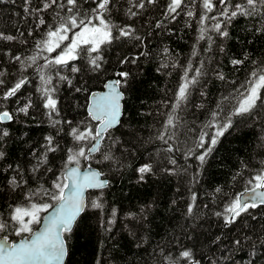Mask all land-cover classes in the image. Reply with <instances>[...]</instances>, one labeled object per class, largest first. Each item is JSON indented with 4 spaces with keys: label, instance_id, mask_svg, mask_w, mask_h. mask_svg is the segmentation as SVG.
Wrapping results in <instances>:
<instances>
[{
    "label": "trees",
    "instance_id": "trees-1",
    "mask_svg": "<svg viewBox=\"0 0 264 264\" xmlns=\"http://www.w3.org/2000/svg\"><path fill=\"white\" fill-rule=\"evenodd\" d=\"M168 2L156 0L145 9L134 8L138 15L130 18V0H112L108 19L117 26L132 25L142 41L120 38L103 46L106 63L98 72L91 69L83 53L68 67L45 69V74L53 78L55 91L52 95L57 101L58 115L53 114L51 119L38 91L41 82L37 68L44 64V60L38 59L37 64L28 66V61L21 65L13 59L15 55L22 59L34 55V42L43 36L46 28H37L34 17L24 12V0L0 4V32L17 37L24 32L21 39L27 41H0V72H4L0 77L4 81L0 93L20 78L27 81L16 97L0 101L4 110L14 113L13 121L0 123V129H7L10 133L0 141V150L6 154L0 160V210L19 202L27 190L26 187L13 189L9 185L8 181L16 173L8 169V165H19L24 179L32 187L38 181L49 186L54 177L44 168L59 171L64 149L73 143L68 134L70 128L82 121H90L87 116L90 93L104 89V84L114 78V70L122 68L130 73L122 89L126 99L121 123L105 134L101 145V150L110 152L113 160L98 165L95 160L100 158V153H96L92 161H81L82 168L91 163L102 171L109 183L103 189L88 192L87 197L99 198L103 207H89L82 213L68 240L70 254L65 264H165L160 249L164 255L175 258L183 248L191 249L200 264H248L251 241L240 248L234 247L232 241L251 236L258 242V238L264 236V206L250 210L227 228L223 218L214 215L223 212L229 199L243 192L250 176L264 167L261 163L264 161V140L261 139L264 137V110H260L258 117H233V126L219 139L203 164L195 158L185 160L181 150L163 151L167 145L157 139L172 112L175 94L189 62L193 69L188 72L189 78L195 75L194 69L201 64L203 74L198 83L190 86L187 100L176 109V127L169 129L176 138L169 143L177 148L192 147L200 131L206 130L203 126L208 122L210 112L221 103L222 97H229L223 102L225 112L221 113V118L224 117L230 105L235 103L234 89L255 67L253 61L256 64L264 61V32L256 31L264 27V20L238 17L228 25V37H221L212 30L214 21L207 20L203 25L208 29L205 39L199 40L201 0H185L186 6L175 20L165 19ZM213 2L217 8L208 13L209 16L217 15L219 11L218 0ZM235 2L237 0H233ZM37 3L39 0H33V6ZM93 6L91 0L81 2L83 11ZM188 10L195 15L188 17ZM42 15L46 23L54 22L53 13ZM160 21L163 24L157 28ZM29 31L33 33L31 36ZM9 51L12 55H8ZM245 55L247 60H244ZM125 56L138 59L121 65L120 58ZM232 59H241L244 63L234 67L230 63ZM162 64L168 67H162ZM72 65L79 71L72 72ZM218 73H222L225 79H218ZM60 76L67 79L61 80ZM29 99L32 102L29 114L17 113V108ZM53 120L61 123L53 127ZM91 123L95 125V122ZM49 135L54 137L60 149L48 153L49 164L33 173L31 169L37 163L33 153L40 155L44 151L42 146ZM169 157L177 161L175 174L162 171L165 167H172L167 163ZM149 160L154 164L155 175H147L141 181L136 169ZM237 172L241 174L237 176ZM233 176H236L235 180ZM217 187L223 189L222 193H214ZM193 194L196 201L193 214L189 216L187 207L192 203ZM141 208L145 209L144 212L140 211ZM130 213L135 215L130 216ZM217 236L221 238L219 241H216ZM10 239L18 240L16 237ZM256 264H264V247L259 243Z\"/></svg>",
    "mask_w": 264,
    "mask_h": 264
},
{
    "label": "snow or ice",
    "instance_id": "snow-or-ice-1",
    "mask_svg": "<svg viewBox=\"0 0 264 264\" xmlns=\"http://www.w3.org/2000/svg\"><path fill=\"white\" fill-rule=\"evenodd\" d=\"M9 0H0V4L8 3ZM15 3L16 0H11ZM82 0H39L33 6V0H24V12L34 17L36 27L46 28L43 36L35 40L36 53L25 57L15 55L13 59L24 65L25 61L30 62L28 66L37 64L38 59H43L44 64L39 65L37 71L41 87L38 89L43 100V107L48 110V116L51 119L53 114L58 115L57 101L52 93L55 88L52 87V76L45 74V69L62 66L68 67L71 62L80 58L81 53L85 54L88 64L93 71H100L106 63L103 55V46L110 45L114 40L120 38H129L135 41H142V37L136 34V29L132 25L117 26L113 24L107 14L110 11L112 0H91L93 7L87 11L81 8ZM87 2V0H84ZM131 7L128 9L129 17H136L137 11L133 9H145L146 5H153L156 0H130ZM219 11L217 15L209 16L217 8L213 0H201L202 12L198 23L201 25L198 37L199 40L205 39V32L208 30L203 25L205 21L212 20L214 23L211 28L221 37H228V25L238 17L257 18L264 20V0H218ZM186 6L185 0H169L165 13V19L169 17L176 19L180 10ZM53 13V23H46L43 13ZM188 17H193L195 13L192 10L186 12ZM163 22H157L156 27L160 28ZM257 32H264V27L257 28ZM33 33L28 32L31 36ZM71 34V35H70ZM21 32L20 37L0 32V41L27 43ZM210 40L211 37H208ZM59 50V51H57ZM167 49H165V52ZM48 53V55H43ZM55 53V55H52ZM147 55V53H142ZM8 55H12L11 51ZM196 55L195 50L193 56ZM136 58L121 57L119 63H134ZM248 56L245 55L244 60ZM241 59H232L230 63L235 67L244 63ZM249 71L246 79L234 89L233 99L235 103L231 104L228 112L221 118V113L225 112L223 105L229 97H222L221 103H218L215 110L209 115L208 122L203 126L206 130H201L198 137L193 141L192 147L177 148L169 141L176 138L174 132L169 129L175 128L176 109L187 100L189 88L198 83V78L203 74L201 67L194 69L195 75L188 77V72L193 71L191 62L185 68L184 75L181 77V83L175 94V103L172 106V112L168 114L163 132L157 135L167 147L163 151L173 153L176 150L183 152L185 160L195 158L201 164L214 151L219 139L233 126V117L259 116L260 110H264V61L256 64ZM162 67H168L162 64ZM72 72H78L79 68L72 65ZM114 78L108 80L104 87L107 91L99 93H90V102L87 105V116L90 121H82L80 125L71 127L68 134L72 138V146L64 149L62 164L58 172H54L52 167H45L44 171L53 174V179L49 186L45 183L37 182L35 187L24 179L19 165H8L16 173L8 181L13 189L26 187L23 198L19 202L8 205L6 210H0V264H65V258L69 256L68 240L71 237L74 227L77 225L81 214L89 207L93 209L102 208L103 205L97 199H89L86 192L89 189H103L107 187L108 181L101 179L102 171L92 168V164L87 165V170L82 171L81 161H92L96 153H100V158L95 160L96 164H103L113 160V156L108 151H102L101 145L105 140V134L117 127L121 123L124 115L125 93L122 90L127 84L130 73L123 70H114ZM4 72H0V77ZM218 79L224 80L222 73L217 74ZM59 79H67L60 76ZM25 78H20L14 85L8 87L3 93H0V101H7L16 97L22 86L26 84ZM71 83V81H69ZM235 84V81H232ZM4 81L0 79V85ZM80 89H77L79 91ZM203 95V93H202ZM32 107L31 99L18 107L16 112L27 116ZM14 113L4 110L0 105V123L13 121ZM91 122H95L93 125ZM61 123L58 120L52 121L55 127ZM71 125V121H66ZM81 125L83 127H81ZM7 129H0V141L9 137ZM111 139V136L108 137ZM264 140V137H261ZM44 151L37 155L33 153L37 163L31 169L33 173L40 171V168L49 164L48 153H56L60 145L55 142L54 137L49 135L45 137V144L42 146ZM5 152L0 150V160L5 158ZM167 163L172 167H165L163 172L175 174L177 161L175 158H167ZM264 164V161L261 162ZM246 167V166H245ZM7 171V169H5ZM136 171L139 179L144 181L147 175H155L154 164L151 160L144 162ZM241 173L237 172V176ZM236 176H233V180ZM223 189L217 187L214 193H222ZM192 203L187 207V214H193V207L196 201L195 194L191 197ZM175 204V201H172ZM264 206V167L260 168L246 182L243 192L234 194L224 206L223 212H215L214 215L223 218L224 226L227 228L237 223L250 210ZM207 207V205H205ZM141 208V212H144ZM45 214V215H42ZM115 216V210L112 213ZM134 216L135 214H129ZM255 218V217H253ZM42 227L37 230L36 226ZM109 224L112 221L108 222ZM10 237L18 238L10 239ZM220 236L216 237L219 241ZM251 241L250 259L248 264H256L257 243L264 247V236L253 241L251 236L243 239H234V247L240 248L243 244ZM138 247L140 245H137ZM160 254L164 256L165 264H200L194 259L193 251L189 248H183L178 255L173 258L171 255H164L163 249ZM211 264V262H210Z\"/></svg>",
    "mask_w": 264,
    "mask_h": 264
},
{
    "label": "water",
    "instance_id": "water-1",
    "mask_svg": "<svg viewBox=\"0 0 264 264\" xmlns=\"http://www.w3.org/2000/svg\"><path fill=\"white\" fill-rule=\"evenodd\" d=\"M103 91H107V89H105V87H104V89H102V90H98V91H95V93H99V92H103ZM122 119V118H121ZM5 122H9V121H5ZM119 126V125H118ZM117 126V127H118ZM116 128V127H115ZM114 129V128H113ZM92 168L93 169H96V170H99L98 168H95V167H93L92 166ZM85 170H87V166L86 167H84V168H82V171H85ZM100 171V170H99ZM101 179H103V180H106V181H108L106 178H104L103 177V175L101 176ZM109 183V182H108ZM93 190H98V189H89L87 192H86V196H87V194H88V192L89 191H93ZM43 215H45V214H43ZM82 215V214H81ZM42 225H43V222H42V224L41 225H39L38 227H37V230H39V228L40 227H42ZM18 241V240H17ZM66 260H67V257L65 258V263H66Z\"/></svg>",
    "mask_w": 264,
    "mask_h": 264
},
{
    "label": "bare ground",
    "instance_id": "bare-ground-1",
    "mask_svg": "<svg viewBox=\"0 0 264 264\" xmlns=\"http://www.w3.org/2000/svg\"><path fill=\"white\" fill-rule=\"evenodd\" d=\"M3 123H9V122H3ZM104 177V176H103ZM105 178V177H104ZM107 179V178H106ZM108 180V179H107ZM108 182H109V180H108Z\"/></svg>",
    "mask_w": 264,
    "mask_h": 264
},
{
    "label": "rangeland",
    "instance_id": "rangeland-1",
    "mask_svg": "<svg viewBox=\"0 0 264 264\" xmlns=\"http://www.w3.org/2000/svg\"><path fill=\"white\" fill-rule=\"evenodd\" d=\"M71 35V34H70Z\"/></svg>",
    "mask_w": 264,
    "mask_h": 264
}]
</instances>
